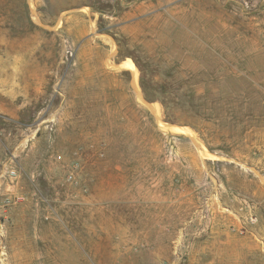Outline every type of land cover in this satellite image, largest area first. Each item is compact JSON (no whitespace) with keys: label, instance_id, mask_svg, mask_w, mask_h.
<instances>
[{"label":"rangeland","instance_id":"obj_1","mask_svg":"<svg viewBox=\"0 0 264 264\" xmlns=\"http://www.w3.org/2000/svg\"><path fill=\"white\" fill-rule=\"evenodd\" d=\"M0 264H264V0H0Z\"/></svg>","mask_w":264,"mask_h":264},{"label":"bare ground","instance_id":"obj_2","mask_svg":"<svg viewBox=\"0 0 264 264\" xmlns=\"http://www.w3.org/2000/svg\"><path fill=\"white\" fill-rule=\"evenodd\" d=\"M131 71L133 70L132 66H130Z\"/></svg>","mask_w":264,"mask_h":264},{"label":"trees","instance_id":"obj_3","mask_svg":"<svg viewBox=\"0 0 264 264\" xmlns=\"http://www.w3.org/2000/svg\"><path fill=\"white\" fill-rule=\"evenodd\" d=\"M146 98H148V95L146 96ZM162 103V102H161ZM162 105L164 106V104L162 103Z\"/></svg>","mask_w":264,"mask_h":264}]
</instances>
